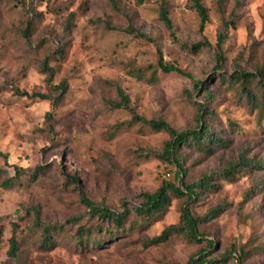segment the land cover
Here are the masks:
<instances>
[{"label": "rangeland", "instance_id": "1", "mask_svg": "<svg viewBox=\"0 0 264 264\" xmlns=\"http://www.w3.org/2000/svg\"><path fill=\"white\" fill-rule=\"evenodd\" d=\"M166 2L173 36L159 19V0L141 5L134 0H0V264H186L200 250L208 260L228 253L221 264H264V116L231 78L235 70L248 74L249 87L260 97L264 0H201L208 13L202 34L189 0ZM223 21L229 24L219 58ZM202 36L211 47L194 52L191 47ZM158 50L166 63L190 76L154 68ZM46 58L53 69L50 80L41 71ZM195 82H202V89ZM116 86L138 115L162 119L178 132L196 127L197 104L213 111L212 120H206L223 144L209 154L181 148L187 183L240 154L255 165L232 181L213 174L215 188L198 190L189 204L195 217L217 205L224 209L199 227V242L173 235L146 243L179 221L184 199H172L150 222L131 215L116 233L88 216L79 191L69 184L74 174L91 202L119 212L139 205L141 193L164 181L178 183L173 164L148 155L162 153L169 136L131 122L127 110L110 108L107 101L116 100ZM14 89L28 96L15 95ZM37 167L44 171L32 180ZM16 169L22 171L18 177ZM13 225L19 244L15 259L7 256ZM46 226L55 231L51 246L42 247ZM78 228H84V247L76 243Z\"/></svg>", "mask_w": 264, "mask_h": 264}, {"label": "trees", "instance_id": "2", "mask_svg": "<svg viewBox=\"0 0 264 264\" xmlns=\"http://www.w3.org/2000/svg\"><path fill=\"white\" fill-rule=\"evenodd\" d=\"M146 0H134L137 5H141ZM220 2L222 0H219ZM190 6L193 11L197 14L200 20L199 32L202 34L204 25L208 21V13L205 6L202 4L201 0H189ZM159 19L163 23L167 31L172 35V23L168 17L167 11V2L166 0H159ZM228 22L223 21L221 24V29L217 34L216 49L218 53H221L222 44L225 41V37L228 30ZM31 31V22L29 21L25 30L24 35L28 36ZM137 36L141 38H146L142 33L138 32ZM183 47H185L183 45ZM210 43L206 40L204 36L197 44L192 45L191 49L194 52H198L203 48H210ZM57 52V51H56ZM61 54V51H59ZM158 59L156 67L162 73H178L189 77L184 70L180 69L176 65L166 63L161 52L158 50ZM221 58V54L219 56ZM48 58H46L41 64V71L46 74L47 80H50L53 76V69L48 65ZM146 70H150L146 68ZM155 72L150 73V80L153 79ZM258 85L257 89L260 92V97L258 98L256 93L249 87L248 74L243 73L242 71L235 70V75L231 76L234 81L239 82L240 91L246 96L247 102L253 107H258L260 114L264 116V104L260 102L264 101V72L258 71ZM138 78L142 77V73H136ZM64 90V85H60ZM194 87L196 89H202V82H195ZM14 94L19 96H28L25 92H20L18 89H14ZM116 91V100L107 101V104L112 109H123L129 111L131 114V122L140 124L144 127H147L152 132H163L169 136V139L166 141L162 153L157 154L155 152H150L148 155L153 157H159L175 167V172L178 175V183H173L170 181H164L161 185L154 190L153 192H143L141 193L140 199L141 202L139 205L132 207L131 209H122L121 211H115L114 209L104 205V204H95L91 202L84 192V190L79 185L77 177L73 174L68 177L69 184H73L75 188L79 191V196L81 197V202L86 207V212L89 217L94 218L99 225H111L115 228V232L123 231L125 224L129 222L131 215H133L139 222H150L160 218L169 207L172 199H184V204L180 210L179 221L176 224H171L166 226L159 236L154 237L146 241L147 244H157L164 242L170 236L179 235L184 237L187 241L197 243L200 240L202 233L199 232V227L213 218L217 217L224 209L223 205H217L216 207L208 209V211L201 217H195L190 210L189 204L197 197L198 190L200 189H214L215 185H212L210 182L212 180L213 174L221 177L224 180L232 181L239 175L243 170L251 168L255 165L251 163L250 160H247L242 154H240L237 159H232L228 161L220 170L213 172L210 175H203L198 181L193 183H187L183 176L185 170L183 169L182 157L180 156L181 148H190L191 146L197 148L198 150L204 151L206 154H209L213 148L220 147L223 144V139L212 132V127L206 118L212 120L213 111L206 110L203 104H197V119L198 123L195 128L191 130L176 131L172 126L162 119H147L143 116L138 115L133 108H131L130 101L128 96L124 93L122 88L119 86L115 87ZM29 97H39L41 99L47 98L46 96L39 94H31ZM260 115V117H261ZM205 117V123L203 119ZM42 167H37L35 171L31 172L30 178L32 180L36 179L39 173L43 172ZM16 176H20L22 171L19 169L15 170ZM35 220L38 221V213L34 210ZM55 231L54 227L46 226L42 228L40 244L42 247H49L52 244L51 233ZM77 238L76 243L81 244L82 247L85 245L81 243L82 237L84 235V228L77 229ZM2 230L0 228V240H1ZM7 256L8 258L15 259L19 253V244L16 237V226H12L11 236L9 237ZM94 246L99 245V242L94 241ZM212 243H209V246L212 247ZM240 256L237 258L238 262H241L242 255L244 251L240 250ZM229 254L226 253L222 259H211L206 258L205 252L203 250L198 251L196 254L191 256L186 264H221L222 261H226V257ZM175 264V263H172Z\"/></svg>", "mask_w": 264, "mask_h": 264}]
</instances>
